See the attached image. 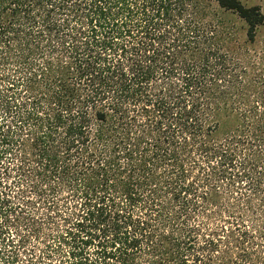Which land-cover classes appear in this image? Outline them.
I'll return each instance as SVG.
<instances>
[{
	"label": "trees",
	"instance_id": "trees-1",
	"mask_svg": "<svg viewBox=\"0 0 264 264\" xmlns=\"http://www.w3.org/2000/svg\"><path fill=\"white\" fill-rule=\"evenodd\" d=\"M5 225L4 264H264V0H0Z\"/></svg>",
	"mask_w": 264,
	"mask_h": 264
},
{
	"label": "rangeland",
	"instance_id": "rangeland-1",
	"mask_svg": "<svg viewBox=\"0 0 264 264\" xmlns=\"http://www.w3.org/2000/svg\"><path fill=\"white\" fill-rule=\"evenodd\" d=\"M244 3H248V4H251V3H254L256 0H242ZM258 1V0H257ZM2 239H4V242L5 244H7L8 246L10 245L11 242L13 241H16L17 240V236H16V233L13 231L12 228H8V226H4L2 228V230L0 229V247H1V244H2ZM19 253H22V250H19ZM2 256V253H0V258ZM4 259H1L0 260V264H4ZM57 261H54L53 260V263L52 264H55Z\"/></svg>",
	"mask_w": 264,
	"mask_h": 264
}]
</instances>
